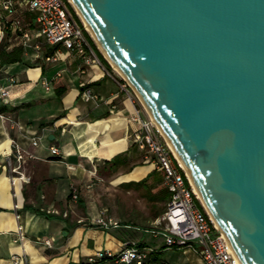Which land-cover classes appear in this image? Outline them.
I'll return each mask as SVG.
<instances>
[{
    "label": "water",
    "instance_id": "obj_1",
    "mask_svg": "<svg viewBox=\"0 0 264 264\" xmlns=\"http://www.w3.org/2000/svg\"><path fill=\"white\" fill-rule=\"evenodd\" d=\"M73 1L242 264H264V0Z\"/></svg>",
    "mask_w": 264,
    "mask_h": 264
},
{
    "label": "crops",
    "instance_id": "obj_2",
    "mask_svg": "<svg viewBox=\"0 0 264 264\" xmlns=\"http://www.w3.org/2000/svg\"><path fill=\"white\" fill-rule=\"evenodd\" d=\"M0 15L10 22L19 19L32 38L25 45L22 33L13 26L3 28L0 22V35L4 33L0 87L10 93L8 99L0 95V264H13V257L23 254L29 264H84L99 251L116 252L124 242H138L129 237L131 230L141 232L136 225L121 223L110 230L91 226L90 219L100 211L90 206L85 192L94 187L93 182L106 180L126 186L147 180L145 187H165L162 173L150 177L155 166L145 162L144 153L133 143L139 127L133 119L138 112L147 119L142 104L133 93H120L124 78L94 46L91 65L66 50H61L57 62H47L45 56L56 48L44 44L43 52L36 50L37 15L20 5L16 14L9 15L1 4ZM44 79L51 82L50 91L43 86ZM86 87L101 101L85 102L81 94ZM35 137L41 138L39 146L32 144ZM14 143L35 156L20 169L24 181L18 173L12 179L7 165V156L12 155L18 166ZM51 146L59 148L62 157L52 155ZM117 156L122 158L118 166L114 165ZM72 186L81 191L78 202L70 198ZM46 239L52 240V247L43 243ZM143 243L152 247L147 239ZM152 248L158 250L151 255L155 261L163 247ZM192 253L178 250L176 258L185 256L183 264H203ZM173 259L158 261L172 264Z\"/></svg>",
    "mask_w": 264,
    "mask_h": 264
},
{
    "label": "built area",
    "instance_id": "obj_3",
    "mask_svg": "<svg viewBox=\"0 0 264 264\" xmlns=\"http://www.w3.org/2000/svg\"><path fill=\"white\" fill-rule=\"evenodd\" d=\"M0 4L9 15L16 14L18 5L37 15L36 37L40 41L35 44L36 50L43 52L44 44L56 48L54 54L45 56L47 62H57L61 50L80 56L86 65L95 62L92 56L94 48L90 35L80 19L78 20L76 17L74 9L72 10V6L67 0H21L19 3L17 0H1ZM0 22H3V28L15 27L22 33L24 44H30L31 34L24 29L19 19L10 22L0 15ZM3 36L2 32L0 43ZM60 76L61 74H58L55 80ZM42 84L47 91L51 90L49 80L44 79ZM123 92L133 93L147 114V119H144L138 112L133 119L139 125L133 134V143L144 153L145 162L154 165L155 169L163 174V184L170 194L166 210L158 221L162 228L153 231L155 237L163 236L167 248L195 252L203 264H242L226 234L217 226L196 195L193 183L169 146L163 132L153 120L136 91L125 79L120 83V93ZM0 95L2 98L8 99L10 97L8 88L0 87ZM81 96L87 103L101 101V97L91 87H86ZM2 118L4 117L2 116ZM40 143V137L33 138V146H39ZM13 146L18 166H14L12 155L7 156V165L12 173V179L18 178L24 181L27 178L20 173V169L28 158H35V156L26 153L16 143ZM50 151L52 155L62 157L59 148L51 146ZM16 173L20 174V177L16 178L14 175ZM80 193L79 187L72 186L71 200L78 202ZM89 224L105 230L121 227L118 220L107 216L106 210H102L98 216L92 217ZM18 238L23 243L25 237L22 231ZM43 243L48 247L53 246L50 239L44 240ZM153 251L154 248L146 244L124 242L118 251H99L89 257L85 264H170L165 261H152L151 253ZM13 264H29L28 257L26 254L15 255Z\"/></svg>",
    "mask_w": 264,
    "mask_h": 264
},
{
    "label": "rangeland",
    "instance_id": "obj_4",
    "mask_svg": "<svg viewBox=\"0 0 264 264\" xmlns=\"http://www.w3.org/2000/svg\"><path fill=\"white\" fill-rule=\"evenodd\" d=\"M68 3L70 4L69 1ZM116 72L118 71L116 70ZM93 184L94 187L91 188L90 191L85 192L86 196L89 198L88 202L90 206H94L100 212L106 210L108 217L115 218L122 224H132L141 227L142 233L131 230L129 232V237L140 243H143L144 240L147 239L152 247H163V253H160L159 256L156 255L154 257L155 260H163L164 257L167 258L172 256L174 257L171 262L172 264H183L184 258L186 257L184 256L179 261L176 258L178 250L165 247L163 236H158L159 239L153 238V231L161 230L162 228V226L158 224V221L163 215L160 214V212L165 207V203L155 199L156 195L162 189L161 184L155 187H145V185L126 186L117 184L116 182H108L107 180L106 182H93ZM180 250L182 251L185 249ZM192 256L197 258L194 252Z\"/></svg>",
    "mask_w": 264,
    "mask_h": 264
},
{
    "label": "bare ground",
    "instance_id": "obj_5",
    "mask_svg": "<svg viewBox=\"0 0 264 264\" xmlns=\"http://www.w3.org/2000/svg\"><path fill=\"white\" fill-rule=\"evenodd\" d=\"M70 2V4L73 6V8L75 9L77 15L79 16V18L81 19V21L83 22L85 29L87 30V32H89V34L91 35L92 39L94 40L95 44L97 45V47L99 48L100 52H102L103 56L106 58V60L119 72V74L122 76V78H124L125 80H127L126 76L123 74V72L120 70V68L118 67V65L111 59V57L108 55V53L105 51V49L103 48V46L100 44V42L98 41L97 37L95 36L94 32L92 31V29L90 28L87 20L85 19V17L83 16V14L81 13V11L79 10V8L76 6L75 2L73 0H68ZM128 81V80H127ZM139 98L142 100V102L144 103V105L146 106L142 96L137 92ZM147 108V107H146ZM148 110V108H147ZM148 112L150 113V111L148 110ZM150 115L152 116V114L150 113ZM153 120L155 121V123L158 125V123L156 122V120L154 119V117L152 116ZM159 126V125H158ZM159 128L161 129V127L159 126ZM161 131L163 132L164 136L166 137L169 146L171 147V149L173 150L174 154L176 155V157L178 158V160L181 162L183 168L186 170L191 182L193 183L194 186V190L196 195L198 196V198L201 200L203 206L205 207L206 211L208 212V214L212 217V219L214 220V222L217 224V226L222 230L221 226L219 225V223L216 221V219L214 218L212 212L210 211V209L208 208L206 202L204 201L198 187L196 186L190 172L189 169L187 167V165L185 164V162L183 161V159L181 158V156L179 155L178 151L176 150L175 146L172 144V142L170 141V139L168 138V136L164 133V131L161 129ZM223 231V230H222ZM224 232V231H223Z\"/></svg>",
    "mask_w": 264,
    "mask_h": 264
},
{
    "label": "trees",
    "instance_id": "obj_6",
    "mask_svg": "<svg viewBox=\"0 0 264 264\" xmlns=\"http://www.w3.org/2000/svg\"><path fill=\"white\" fill-rule=\"evenodd\" d=\"M72 10H73V8H72ZM74 13H75V11H74ZM76 15V14H75ZM76 17L78 18V16L76 15ZM78 20H79V18H78ZM81 22V21H80ZM89 35V34H88ZM90 40H91V42H92V44H93V46L95 47V49H96V51H98L99 53H100V51H99V49L97 48V45L95 44V42H94V40L90 37ZM100 55L102 56V54L100 53ZM103 57V56H102ZM104 59V58H103ZM16 60V59H15ZM105 60V59H104ZM2 61L3 62H5L6 60L5 59H2ZM106 61V60H105ZM107 62V61H106ZM83 91V90H82ZM122 163V158H121V156H117L115 159H114V165H120ZM161 173V172H160ZM159 174V171H155V172H153L151 175H150V177H154V176H157ZM163 175V174H162ZM147 183V180H143V181H141V182H139V183H135V182H132V183H129L128 185H145ZM155 199L157 200V201H161V202H163V203H165V207L163 208V210L160 212V214H163L164 213V211H165V208H166V204H167V202L169 201V199H170V194H169V192H168V190L165 188V187H163L161 190H160V192L156 195V197H155ZM159 214V215H160ZM127 242H136V241H127ZM138 244L139 245H145V243H140V242H138ZM165 245V244H164ZM166 247V246H165ZM158 250L156 249V248H154V251L151 253V255L153 254V253H156ZM155 261H158V260H155ZM85 264V263H84Z\"/></svg>",
    "mask_w": 264,
    "mask_h": 264
}]
</instances>
